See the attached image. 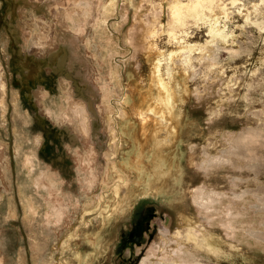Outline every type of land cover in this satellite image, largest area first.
<instances>
[{"label": "rangeland", "instance_id": "rangeland-1", "mask_svg": "<svg viewBox=\"0 0 264 264\" xmlns=\"http://www.w3.org/2000/svg\"><path fill=\"white\" fill-rule=\"evenodd\" d=\"M172 1L0 0V264H156L154 241L179 216L165 193H146L131 126L150 84L149 29H158L164 73L169 52L180 51ZM215 10L226 38L210 40L212 16L187 29L192 43L213 51L214 65L195 49L191 68L179 58L171 66L173 83L189 86L183 187L198 182L193 165L205 158L192 146L222 155L247 128L261 132L234 144L246 151L230 155L237 167L217 166L219 192L229 190V176L242 178L232 182L245 193L235 238L215 214L208 224L219 252L180 258L264 264V209L254 206L264 207V0H220Z\"/></svg>", "mask_w": 264, "mask_h": 264}, {"label": "bare ground", "instance_id": "bare-ground-1", "mask_svg": "<svg viewBox=\"0 0 264 264\" xmlns=\"http://www.w3.org/2000/svg\"><path fill=\"white\" fill-rule=\"evenodd\" d=\"M218 1L220 0H187L186 2L174 0L169 4L171 37L178 39L182 36V38L178 42L180 51L171 50L169 52V61L166 60L165 73L163 72L164 63L162 62L165 51L161 50L158 44L155 43L156 41L154 42L158 29L154 25L149 29L148 34L146 33L147 47L151 58L150 84L146 92H139L140 99L134 107L137 116L136 124L131 126V132L137 145L134 169L138 171L139 178L144 180L146 193L149 195L165 193L176 217L179 216L177 226L171 228L169 232L162 231L161 228V232L159 231L160 233L154 241L153 250L158 256L157 262L155 261L156 264H204L200 261L191 263L180 258V256L186 250L207 249L213 253L219 252L218 247L215 245L218 235H216V230H210L212 227L208 223L213 221L215 214H222L220 225L223 226L227 236L232 238L237 232V227L233 221L242 214V209L237 206V201L242 199L245 193L240 194L232 190L235 187L232 182L240 178L229 176L230 180L227 181L229 190L219 192L216 190L217 186L224 179L220 181L221 178L217 174L220 171L219 168L223 166L221 164L229 163L231 167H237L231 160L230 155L244 156L246 151L241 149L240 146L246 140H251L254 136H257L261 132L260 129L250 127L237 137L232 138L229 141L231 147L221 150L223 151L222 155H213L210 147L205 144L203 146H192L201 150L205 158L196 161L193 165L198 182L189 187H183L185 139L192 129L191 123L185 118L184 111L189 86L185 82L181 85H178L177 82L173 83L174 76L170 75L173 72L171 66L178 62V58L184 69L193 66V51L195 49L200 50L202 58L208 59L210 66L214 65L213 51L205 44L192 43L187 29L190 21L199 24L200 21H206L208 17L212 16V20L208 23L210 40L213 38H226L227 32L220 25V13L215 10ZM255 9L258 8L255 7ZM209 11L211 12L210 15L208 14ZM178 31H181L182 34L177 35ZM165 74H167V77ZM237 141L242 142L240 148L234 145L236 143L238 145ZM228 155L230 158L227 157ZM245 156L249 158V155ZM253 166L250 167L254 170ZM228 175V173H225L226 177ZM123 177L121 176L120 179H124ZM241 179L240 181H242ZM224 198L229 200L228 204L222 203ZM184 200L186 201L184 202ZM254 206L264 209L258 204ZM190 208H195L196 212H191ZM235 209H237V213H235ZM249 231L252 234L253 230ZM255 236H257V233ZM221 237L223 238V236ZM230 244L236 245L232 241ZM141 264H149L147 258H143Z\"/></svg>", "mask_w": 264, "mask_h": 264}]
</instances>
